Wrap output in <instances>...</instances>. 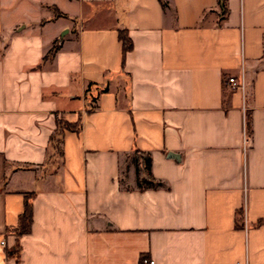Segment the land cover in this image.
<instances>
[{
    "label": "crops",
    "instance_id": "obj_1",
    "mask_svg": "<svg viewBox=\"0 0 264 264\" xmlns=\"http://www.w3.org/2000/svg\"><path fill=\"white\" fill-rule=\"evenodd\" d=\"M143 257L264 264V0H0V264Z\"/></svg>",
    "mask_w": 264,
    "mask_h": 264
},
{
    "label": "trees",
    "instance_id": "obj_2",
    "mask_svg": "<svg viewBox=\"0 0 264 264\" xmlns=\"http://www.w3.org/2000/svg\"><path fill=\"white\" fill-rule=\"evenodd\" d=\"M118 36H119V39L121 40L122 53L124 55L126 51L132 47V43L127 33L124 30H119ZM74 127L76 128V126H72L63 120H59L57 129H58V132H60L64 128L68 129V128H74ZM31 220H32L31 203L29 202L28 198H26L25 203H24V209L19 216V232L20 233L27 231L29 224L31 223Z\"/></svg>",
    "mask_w": 264,
    "mask_h": 264
},
{
    "label": "built area",
    "instance_id": "obj_3",
    "mask_svg": "<svg viewBox=\"0 0 264 264\" xmlns=\"http://www.w3.org/2000/svg\"><path fill=\"white\" fill-rule=\"evenodd\" d=\"M228 81L229 83L231 84L232 87L234 86H239V87H242L243 85V78H242V75L240 76L239 79H237L235 76H229L228 77ZM5 241L4 240H1V244H4ZM142 262L145 263V264H155V260L154 259H148V258H141Z\"/></svg>",
    "mask_w": 264,
    "mask_h": 264
}]
</instances>
